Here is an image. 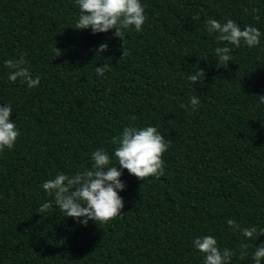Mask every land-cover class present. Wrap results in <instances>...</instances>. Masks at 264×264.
I'll return each instance as SVG.
<instances>
[{"label": "trees", "instance_id": "obj_1", "mask_svg": "<svg viewBox=\"0 0 264 264\" xmlns=\"http://www.w3.org/2000/svg\"><path fill=\"white\" fill-rule=\"evenodd\" d=\"M140 2L147 20L126 32L123 56L114 30L75 29V0H0V106L11 105L20 132L0 153V264H203L192 243L203 236L235 251L231 264H254L264 243V0ZM208 18L256 27L260 45L230 46L222 68L214 50L225 45L207 33ZM20 54L40 77L35 88L8 79L5 61ZM198 67L206 78L192 85ZM146 126L170 141L164 175L140 181L123 170L121 216L83 226L54 203L38 214L53 200L43 182L90 169L92 152L112 156L125 127ZM229 219L256 227L257 239L232 231ZM242 243L252 245L243 259Z\"/></svg>", "mask_w": 264, "mask_h": 264}, {"label": "clouds", "instance_id": "obj_2", "mask_svg": "<svg viewBox=\"0 0 264 264\" xmlns=\"http://www.w3.org/2000/svg\"><path fill=\"white\" fill-rule=\"evenodd\" d=\"M75 3L79 8L75 29L90 28L93 34L114 30V37L122 42L123 56L128 54V50L124 47L126 32L132 29L141 32L147 20L140 0H75ZM244 11L246 14L249 12L248 9ZM257 12L256 8L251 9L254 19L258 21L260 17L256 15ZM192 19L200 20L201 18L194 16ZM204 26L209 35L215 34L217 41L225 45L218 46L214 50L217 65H222V68L227 69L232 60L229 54L232 47L240 48L243 44L253 48L260 45L262 33L256 27L246 25L242 30L231 19L222 23L213 18L206 19ZM107 50V44H101L97 55ZM55 52L57 57L61 55L58 48H55ZM27 63L24 54H20L18 58L6 60L4 66L9 69L8 79L11 82L15 83L19 80L32 89L39 85L40 77L32 76L26 66ZM108 68L106 63L96 67L97 76H103ZM205 78V71L199 67L194 73L188 75L192 85L203 84ZM259 101L264 103V96H260ZM189 102L194 112L201 105L200 99L195 95L189 98ZM181 108L187 110L188 105L181 104ZM11 115L10 104L0 106V153L12 150L20 136L15 122L10 120ZM112 144L116 145L112 156L103 148L91 153L90 169L74 175L58 173L55 178L43 182L42 189L53 197V200L43 203L38 209V214L46 213L54 203L65 218H72L83 226H87L89 221L97 225L108 224L121 216L124 207L123 198L119 195L126 188L121 180L123 170H127L129 175L140 181L164 175L165 165L162 157L168 151L170 141L165 140L157 127H125L120 135L112 139ZM113 156L115 163H113ZM226 223L232 231L240 232L246 240L257 239L256 227L241 228L240 224L232 219L227 220ZM192 243L194 249L198 250L203 257V264H231L232 257L236 255V252L231 249L221 250L213 236L197 237ZM251 246L248 243L238 246L241 259L248 254L247 249ZM252 260L254 264H262L264 243L259 247L254 246Z\"/></svg>", "mask_w": 264, "mask_h": 264}]
</instances>
